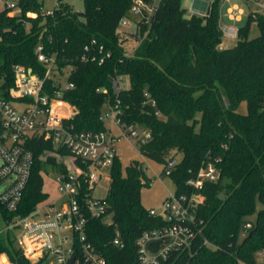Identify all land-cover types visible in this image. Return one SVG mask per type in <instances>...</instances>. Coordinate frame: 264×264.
<instances>
[{
	"label": "trees",
	"instance_id": "trees-1",
	"mask_svg": "<svg viewBox=\"0 0 264 264\" xmlns=\"http://www.w3.org/2000/svg\"><path fill=\"white\" fill-rule=\"evenodd\" d=\"M133 2L85 0L84 10L76 11L64 1L49 12L42 0H17L20 14H10L6 6L0 11L1 97L8 98L15 84V64L45 75L46 67L36 54L43 43L60 67L73 65L68 80L75 86L63 95L76 111L69 123L79 131H100L105 128L102 107L115 99L112 78L127 76L129 86L119 95L122 119L151 131L150 139L140 144V154L164 165L180 153L170 175L176 194L203 195L192 219L152 214V207L146 208L141 199L143 187L152 183L146 167L135 159L124 173L117 155L106 195L105 217L111 218H89L85 239L75 240L74 255L80 264H93L83 249L88 243L105 256L106 264H144L137 244L143 233L181 225L189 231V243L170 247L160 264H257L256 254L264 248V13L249 11L238 27L237 44L223 48L222 0H211L203 15L188 13L182 0H159L149 23L140 20L138 30L128 33L136 42L128 55L125 41L130 35L121 36L118 26ZM29 11L37 15L29 16ZM253 24L259 35L250 38ZM93 39L112 53L103 64L81 60L84 46ZM46 84L52 90L53 81ZM145 92L155 99V106ZM242 101L246 113L237 111ZM26 146L34 153L31 177L16 212L0 205L6 222L49 199L44 189L49 165L67 172L64 158L69 150H57L42 136L31 137ZM210 163L218 170L217 180H205L201 188L188 183ZM257 200L262 207L253 222L249 216L256 212ZM117 236L120 244L114 243ZM168 240H153L148 248L155 253ZM16 241L14 230L0 233V253L5 252L11 263L46 264L26 257Z\"/></svg>",
	"mask_w": 264,
	"mask_h": 264
},
{
	"label": "built area",
	"instance_id": "built-area-1",
	"mask_svg": "<svg viewBox=\"0 0 264 264\" xmlns=\"http://www.w3.org/2000/svg\"><path fill=\"white\" fill-rule=\"evenodd\" d=\"M64 1L67 0H55L49 12L59 8ZM228 1L222 0L223 4ZM249 1L264 8V0ZM5 6L11 12H22L17 0H6ZM154 8L155 6L148 7V0H134L131 6L135 13L144 16L147 23L150 21L147 20V12L150 10L153 13ZM208 10L202 12L191 9L189 13L203 15ZM228 14L232 19H237L243 14V10L238 5L231 6ZM120 24L129 25L130 18L123 17ZM221 30L227 37L238 35V27L234 25L221 23ZM125 34H128L125 30L120 32L121 36ZM36 54L46 67L45 75L22 64H15V84L10 88L8 98L0 96V186H4L0 191V205L8 212H16L19 208L34 163V153L26 146L33 136L52 140L57 150L65 148L70 151V155L64 159L67 172H58L56 176L59 198L48 199L29 214L15 217L7 222L0 233L8 229L14 230L16 239L19 235V246L24 255L32 261L33 258L47 261L53 257L54 261H49L50 264H71L70 259L75 257L74 264H80L74 255L75 240L83 242L85 239L89 218L105 217L108 212L106 196H97L95 189L103 176L110 179V170L117 156L116 142L125 137L135 139L140 144L146 143L151 137V131L123 121L119 95L122 89L129 86L125 82L128 77L123 75L112 78L115 99L108 102L107 110L101 114L105 128L100 131L76 130L69 123L76 112L75 107L63 98L65 90L75 86L68 80L73 65L60 67L56 55L46 51L43 43L37 45ZM111 55V51L105 50L103 45L97 44L93 39L84 46L81 60L103 64ZM48 79L53 81V87H50L52 90L46 84ZM145 96L148 102L156 105L149 92H145ZM156 113L159 114V111ZM178 162V157L169 158L163 165L164 172L171 175ZM218 177L217 168L210 163L201 169L197 178L190 179L188 183L201 188L205 180H217ZM202 200L203 195L194 192L191 195H169L163 201V215L169 220L192 219L195 204ZM151 213L159 212L152 208ZM246 226L250 227L251 223ZM18 228L19 232L16 230ZM162 237H168V242L159 251L151 252L149 242ZM189 237V231L181 225L145 231L137 240L142 262L160 264V257L165 258L170 247L188 244ZM114 243L120 244L119 236L114 239ZM83 249L86 259L91 263L106 264L105 256L96 252L90 244L83 243ZM258 255L264 262V248Z\"/></svg>",
	"mask_w": 264,
	"mask_h": 264
},
{
	"label": "rangeland",
	"instance_id": "rangeland-1",
	"mask_svg": "<svg viewBox=\"0 0 264 264\" xmlns=\"http://www.w3.org/2000/svg\"><path fill=\"white\" fill-rule=\"evenodd\" d=\"M44 4V10L49 11L53 8L55 0H42ZM74 10L76 11H83L85 8V0H67ZM153 3L158 4L159 0H152ZM151 1V2H152ZM193 1L194 0H182V5L188 10V13L190 10L193 8ZM211 1V0H207ZM5 2L6 0H0V8L5 7ZM150 2V5L153 3ZM148 4V7L150 6ZM235 5H238L242 10L243 14V20L242 21H230V23L235 24L236 27H239L244 20L246 19V16L249 11H254V10H260L263 11L264 13V8L259 6L256 2L254 1H249V0H229L226 3L227 6H232L234 7ZM225 7V9H226ZM223 8V7H222ZM11 14L18 13L17 11H12L10 12ZM20 14V12H19ZM152 12L149 10L147 12V20L150 19ZM228 14V13H227ZM29 16H36L37 14L29 11L28 12ZM128 18H130V24L127 26H124L120 24L118 26V32H121L123 30H132V28L135 26V24L143 20L144 16L138 13H135L132 9L128 13ZM133 33V32H132ZM130 38L125 41L126 46L128 47V55L133 54L134 52V46H136L135 42V37L131 34ZM259 35V28L256 24H253L252 30L250 33V38L255 37ZM238 42V36L235 37H227L224 36L222 37V43L225 48L233 47L237 44ZM223 47V48H224ZM127 85H129V82L126 80L125 81ZM224 97L226 98V95L224 93ZM227 101V98H226ZM107 110V104H104L102 107V111L105 112ZM237 111L241 113H246L247 112V104L246 101H242L238 107ZM109 128V126H107ZM116 131V129H115ZM116 149L119 154L121 166H122V171L125 173L126 166L129 165L133 160H139L143 163V165L146 167V174L148 177L152 179V183L149 187H143L142 193H141V199L142 203L146 208H155L160 214H164V206H163V201L166 197L169 195H175L176 193V184L172 178V176L166 174L163 170V165L161 163L155 162L154 160H151L147 157H144L140 154L139 152V147L140 143L136 141L135 139H127L125 137H122L119 141L116 142ZM50 155H54V153H49ZM59 156V155H58ZM61 157V156H60ZM177 157L180 158L181 154H177ZM65 159V158H64ZM58 171L53 168L52 165H49L47 167V170L44 172V189L49 193L50 197L52 199H57L60 197V191L58 187V182L56 179ZM109 179H107L105 176H103L99 182L96 185L95 189V194L97 196H106L109 190ZM3 185L0 186V191L3 189ZM195 194H200L197 191H194ZM224 198V196L222 197ZM262 207V204L260 203L259 200H257L256 203V212L253 213L252 215L249 216V219L251 221H255L257 217V212L258 210ZM111 216L105 217V221H109ZM7 225L6 220L4 219L2 213L0 212V230L4 229ZM17 232L20 231V229H16ZM69 234V231L67 232ZM18 235V234H17ZM19 235L17 237L16 245H19ZM5 256V260L3 261L2 257ZM256 260L259 263L260 256L256 254ZM33 261H37L36 258H33ZM49 261H54V258L51 257L49 258L45 263L50 264ZM261 264H264L263 260L261 259ZM0 264H13L10 262L7 254L5 252L0 253Z\"/></svg>",
	"mask_w": 264,
	"mask_h": 264
},
{
	"label": "crops",
	"instance_id": "crops-1",
	"mask_svg": "<svg viewBox=\"0 0 264 264\" xmlns=\"http://www.w3.org/2000/svg\"><path fill=\"white\" fill-rule=\"evenodd\" d=\"M151 1H152V0H149V1H148V4H149V5H150V2H151ZM207 2L209 3V6H207ZM151 3H153V1H152ZM210 3H211V1L209 2V1H207V0H204V2L201 1V0H194V1H193V8H192V9H196V10H199V11L204 12V11L210 9ZM156 5H157V4L153 3V5L151 4L150 6L153 7V6H156ZM222 7H223V8H222V10H221V23L228 24V25H234V26H235V24L230 23V21H237V22H239V21H242V20H243V16H240V17L237 18V19H232V18L230 17V15L227 14V13H228V9H230L231 6H227V7H226V3L223 4V2H222ZM225 7H226V9H225ZM3 8H4V7H3ZM3 8H0V11H1ZM259 11H261V10H259ZM261 12H263V11H261ZM137 30H138V24L136 23L135 26L132 28V30H127L126 32H127V33H132V32H136ZM124 36H126V34H125ZM220 47H224V45H223L222 42H221V44H220ZM117 155L119 156L118 152H117ZM49 200H52V198H51L50 196H49ZM150 208H151V207H150ZM3 257H5V256H3ZM260 262H261V258H260V260H259V263L257 262V264H261ZM240 264H246V263L241 262Z\"/></svg>",
	"mask_w": 264,
	"mask_h": 264
},
{
	"label": "water",
	"instance_id": "water-1",
	"mask_svg": "<svg viewBox=\"0 0 264 264\" xmlns=\"http://www.w3.org/2000/svg\"><path fill=\"white\" fill-rule=\"evenodd\" d=\"M223 196H224V194L221 193V194H220V197L222 198ZM74 260H75V257H72V258L70 259V263H71V264H74Z\"/></svg>",
	"mask_w": 264,
	"mask_h": 264
}]
</instances>
